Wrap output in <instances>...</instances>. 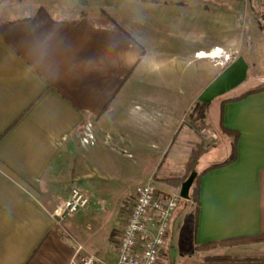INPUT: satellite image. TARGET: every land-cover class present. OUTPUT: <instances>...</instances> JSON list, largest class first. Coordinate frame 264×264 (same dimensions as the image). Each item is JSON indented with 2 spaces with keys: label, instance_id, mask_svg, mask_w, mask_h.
<instances>
[{
  "label": "crops",
  "instance_id": "1",
  "mask_svg": "<svg viewBox=\"0 0 264 264\" xmlns=\"http://www.w3.org/2000/svg\"><path fill=\"white\" fill-rule=\"evenodd\" d=\"M71 1L0 5V264H73L82 245L115 262L142 180L131 173L148 157L161 163L164 150L168 170H185L201 140L183 124L196 103L210 105L215 129L237 132L236 158L201 177L197 221L180 205L160 264H264V240L196 250L264 235V58L199 55L227 52L228 30L241 37L244 0ZM222 140L229 155L198 172L230 157L234 140ZM125 177L139 181L124 193ZM74 187L90 204L66 221L72 239L58 209ZM120 199L111 221L104 211Z\"/></svg>",
  "mask_w": 264,
  "mask_h": 264
},
{
  "label": "built area",
  "instance_id": "2",
  "mask_svg": "<svg viewBox=\"0 0 264 264\" xmlns=\"http://www.w3.org/2000/svg\"><path fill=\"white\" fill-rule=\"evenodd\" d=\"M215 54L216 57L211 58L221 63L236 58L223 50ZM198 127H202V123ZM182 199L180 192L167 193L151 182L137 186L117 236V260L108 262L79 246L73 264H160L170 238L171 222ZM89 204V196L74 187L69 198L60 205L58 218L76 214Z\"/></svg>",
  "mask_w": 264,
  "mask_h": 264
},
{
  "label": "rangeland",
  "instance_id": "3",
  "mask_svg": "<svg viewBox=\"0 0 264 264\" xmlns=\"http://www.w3.org/2000/svg\"><path fill=\"white\" fill-rule=\"evenodd\" d=\"M41 1L44 0H0V5L2 4H11V2H15V3H39ZM55 3H66V2H71L74 3L71 0H51ZM111 2H109L110 4ZM228 7H233V5H229ZM235 7H237V10H239L242 14V19H241V24H242V35L241 37L239 36H235L234 32L230 33L228 30V35H227V39H228V44H227V52L231 54L233 57H236L237 55H239L242 51H246L248 49H250L249 51H251L252 53V57L254 58H264V12L262 9V0H244L241 3H237L235 4ZM106 13L104 10H101V14L104 17L105 21L107 20L106 17ZM108 14V13H107ZM111 16V15H110ZM259 18H263L261 21V24L263 25V28H261L260 26V22H259ZM110 22V21H108ZM211 39H219V35L218 34H214ZM242 42H240L241 40ZM223 50V49H222ZM218 111V109H216L215 107H213L212 109H210L209 112V120L212 123L216 122V112ZM202 123V127H198V124ZM184 125L189 126L190 129H192L194 133H196V135L199 137V139H203L205 142V152L203 153L200 161L198 162V164L195 167L196 171L202 170L204 168H206L207 166L213 164L216 161H221L223 160V158H226L229 153V144L225 141H219V137L216 134L215 128L213 126H211L207 121H203V122H197L194 123L192 122L191 118L189 117V115H187L184 119ZM159 144V143H158ZM207 148V149H206ZM165 150L163 151V155H162V162L160 163H156L157 161H159V158H157V160H154V158L148 157L147 160L144 162V165L146 167V169L144 171L141 172H132L131 175L133 177H141L140 182L137 184L138 186L141 184H146V183H154L159 189L161 190H165L166 188L169 191H171V193H178L181 192V189L184 185V183L190 178V176L193 174H191L189 176V178L184 181V182H178L177 185H171L170 183L164 181V177H182L185 175V170L180 174L177 175L175 173V171L173 172L172 169L168 170V164L166 163V154H165ZM172 156V153H171ZM170 156V157H171ZM160 157V156H159ZM137 158V156H135V159ZM178 158V157H177ZM175 160L174 157H171V160ZM130 161L133 160V156L131 158H129ZM183 167V166H182ZM185 169V168H184ZM187 174V173H186ZM126 179L127 180L125 183L128 184V186H124V188L122 187V192H126V190H131L133 184H136V182L139 181V179ZM165 187V188H164ZM192 188H194V186H192ZM87 193V192H86ZM170 193V192H168ZM88 194V193H87ZM89 195V194H88ZM90 196V195H89ZM124 200H119L114 201L112 204L107 205V209H105V213L106 215L109 217V219L111 221L115 220V216L117 214L118 211H120V208L123 205ZM187 204H191L192 208H193V213H194V219L196 216V211H197V202L194 199H185V201L182 203V207L186 206ZM102 206V204H101ZM80 213V212H79ZM79 213L76 214H67L64 218L60 219V225L64 227V230L66 231V233L68 234L67 236L69 238L73 239V235L68 231V229L66 228V221L71 218L74 217L76 215H78ZM112 226L110 225V228L108 230V233L113 229L111 228ZM111 238L112 235L114 234V232H111ZM112 242V241H111ZM111 244V243H110ZM249 244V243H246ZM240 245V244H239ZM83 246V245H82ZM233 246V245H232ZM84 247V246H83ZM219 247V246H217ZM167 248V247H166ZM214 249V248H213ZM213 249L207 250V252L212 251ZM162 261V259H161Z\"/></svg>",
  "mask_w": 264,
  "mask_h": 264
},
{
  "label": "trees",
  "instance_id": "4",
  "mask_svg": "<svg viewBox=\"0 0 264 264\" xmlns=\"http://www.w3.org/2000/svg\"><path fill=\"white\" fill-rule=\"evenodd\" d=\"M262 9L264 12V6L262 5ZM106 17L107 20L110 21L112 23V25L114 26V28L121 30L123 32H125L126 34H128V32L126 30H124L121 26H119L116 21L113 20V18L106 13ZM263 19V18H262ZM261 18H259V22H260V26L261 28H263V25L261 24L262 21ZM129 35V34H128ZM248 93H244L240 96H235V97H227L225 99L222 100V104H225L226 102L229 101H234V100H238L241 99L245 96H247ZM210 105L208 104H200V103H196L190 113H189V117L191 118L192 122L197 123V122H203L205 121L206 115L208 113ZM216 134L219 138H233L234 140V144H233V148H232V154L230 155V157H228L225 161H223L220 164H216L213 165L212 167H209L208 169L202 171V172H198L195 170L196 165L198 164V162L200 161L203 153L205 152V141L203 139L200 140V142L198 144H196L188 157L187 163L185 165V175L184 176H180V177H164V181L170 183L171 185H177L178 182H184L186 181L189 176L192 173H196V176L193 180V184L192 186H194V188H190V192H189V199H194L197 204L199 202V184L201 181V177L210 169L213 168H217V167H221L224 165H227L231 162H233L236 158V146H235V141L237 139V132L227 129L223 124L222 121L219 125V127L217 129H215ZM185 201V199L181 200L180 205ZM195 221H197V213L195 216ZM196 227V223L194 224ZM264 240V235H260V236H248V237H237V238H232V239H227V240H223V241H219V242H212V243H205V244H201L198 245L196 247L197 251H207L213 248H216L217 246H232V245H239V244H246V243H252V242H257V241H262ZM235 259H239V257H235V256H210V257H205V260L207 261H225V260H235Z\"/></svg>",
  "mask_w": 264,
  "mask_h": 264
},
{
  "label": "water",
  "instance_id": "5",
  "mask_svg": "<svg viewBox=\"0 0 264 264\" xmlns=\"http://www.w3.org/2000/svg\"><path fill=\"white\" fill-rule=\"evenodd\" d=\"M196 176V173H193L190 178L184 183L182 189H181V196L183 199H189V192H190V188L193 184V180Z\"/></svg>",
  "mask_w": 264,
  "mask_h": 264
},
{
  "label": "bare ground",
  "instance_id": "6",
  "mask_svg": "<svg viewBox=\"0 0 264 264\" xmlns=\"http://www.w3.org/2000/svg\"><path fill=\"white\" fill-rule=\"evenodd\" d=\"M217 52H222V49H216L215 51H214V53L212 54V53H210L209 55L208 54H206V53H201V54H199L201 57H208V56H210V57H216V54L215 53H217Z\"/></svg>",
  "mask_w": 264,
  "mask_h": 264
}]
</instances>
